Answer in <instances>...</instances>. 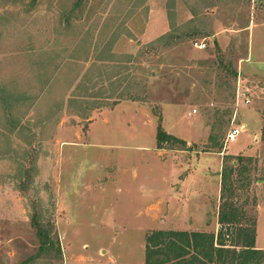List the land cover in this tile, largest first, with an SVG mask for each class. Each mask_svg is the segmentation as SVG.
<instances>
[{
  "label": "rangeland",
  "instance_id": "1",
  "mask_svg": "<svg viewBox=\"0 0 264 264\" xmlns=\"http://www.w3.org/2000/svg\"><path fill=\"white\" fill-rule=\"evenodd\" d=\"M262 128L264 0H0V264H140L153 229L217 231L236 155L264 249Z\"/></svg>",
  "mask_w": 264,
  "mask_h": 264
},
{
  "label": "trees",
  "instance_id": "2",
  "mask_svg": "<svg viewBox=\"0 0 264 264\" xmlns=\"http://www.w3.org/2000/svg\"><path fill=\"white\" fill-rule=\"evenodd\" d=\"M179 34L174 28L158 37L157 41L168 46L176 43L177 38H181ZM233 74L235 75L236 71ZM116 98L120 100L133 97L123 96L121 93ZM215 137L210 136L215 145L221 148V143H217ZM167 140L179 141L180 149H185L187 144L184 139L167 133L158 124L157 147L160 148L162 142ZM244 159L246 157L243 155L227 156L222 166L218 230L153 229L145 235L144 260L140 264H264V249L255 246L256 219L249 218L245 209L237 205L232 198L235 195L233 175L248 171L243 164ZM38 234L40 237L44 236L39 229ZM231 235L232 239H229Z\"/></svg>",
  "mask_w": 264,
  "mask_h": 264
},
{
  "label": "built area",
  "instance_id": "3",
  "mask_svg": "<svg viewBox=\"0 0 264 264\" xmlns=\"http://www.w3.org/2000/svg\"><path fill=\"white\" fill-rule=\"evenodd\" d=\"M194 44L201 49L206 47V44L203 42L202 43L195 42ZM243 96H244V98H243L244 102L248 103L249 97L246 94ZM243 127H244V125H242V126L238 125V126L231 128L226 135V142L234 141L236 139V136L238 135V133H240L243 130Z\"/></svg>",
  "mask_w": 264,
  "mask_h": 264
},
{
  "label": "crops",
  "instance_id": "4",
  "mask_svg": "<svg viewBox=\"0 0 264 264\" xmlns=\"http://www.w3.org/2000/svg\"><path fill=\"white\" fill-rule=\"evenodd\" d=\"M256 235H257V229H256ZM255 246H256V240H255ZM257 247V246H256Z\"/></svg>",
  "mask_w": 264,
  "mask_h": 264
}]
</instances>
